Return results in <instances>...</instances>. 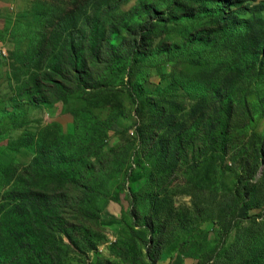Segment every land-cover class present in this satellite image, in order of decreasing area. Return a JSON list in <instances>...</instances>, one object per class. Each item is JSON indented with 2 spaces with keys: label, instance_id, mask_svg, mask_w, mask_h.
Wrapping results in <instances>:
<instances>
[{
  "label": "rangeland",
  "instance_id": "obj_1",
  "mask_svg": "<svg viewBox=\"0 0 264 264\" xmlns=\"http://www.w3.org/2000/svg\"><path fill=\"white\" fill-rule=\"evenodd\" d=\"M171 1L0 0V159L17 168L22 185L48 193L52 212L36 224L33 264H211L220 222L235 214L223 241L228 255L239 256L233 241L241 223L262 219L264 73L231 88L225 150L213 151L223 107L209 95L168 88L174 61L155 51L181 39L182 21L156 27L133 72L127 68L121 78L108 67L130 52L150 14ZM235 1L249 10L245 16L264 15V0H233L232 7L241 6ZM69 10L70 26L81 32L99 14L103 39L98 56L87 53L86 77L66 73L53 87L60 78L44 57L57 19ZM232 81L228 75L223 82ZM84 105L102 120L114 117L106 134L81 152L70 176L38 169L27 176L33 153L12 141L24 129L41 135L67 125ZM211 154L213 167L203 168ZM4 247L0 264H29L25 251Z\"/></svg>",
  "mask_w": 264,
  "mask_h": 264
},
{
  "label": "trees",
  "instance_id": "obj_2",
  "mask_svg": "<svg viewBox=\"0 0 264 264\" xmlns=\"http://www.w3.org/2000/svg\"><path fill=\"white\" fill-rule=\"evenodd\" d=\"M171 2L165 11L150 14L135 37L130 52L126 53L123 60H110L108 67L118 70L121 78L127 68L133 72L132 66H139V62L146 57L142 46L150 37L155 36L156 27L160 26L159 30L163 31L170 22L182 21L185 28L180 29L181 36L178 37L181 39L168 47L158 43L155 51L161 50L165 57L174 61L168 73V88L184 91L189 97L195 93L196 96L209 95L219 101L224 115L219 118L216 138L210 149L224 151L231 114V88L242 83L253 72L264 73V15L250 13L245 16L249 10L238 1L234 3L241 6L232 7L233 0ZM73 13L74 10L63 13L50 33L49 50L44 61L45 67L60 78L52 80L53 87L65 83L66 73L72 72L79 79L86 77L87 56L99 55L103 39L99 14H96L88 29L81 32L70 26ZM228 75L234 82L225 86L223 81ZM65 100L60 97L56 102L62 104ZM114 121L111 115L104 120L100 119L91 106L84 105L73 110L71 123L50 131L47 128L41 135L24 129L11 145L16 149L26 147L33 153L31 162L24 169L27 176L36 169L43 175L70 176L81 152L101 139ZM262 144L264 148V136ZM215 160L216 157L211 154L204 160L203 168H212ZM17 175V168L0 159V186L3 187L0 192V251L4 250V244L17 247L28 254L29 264H33L31 243L35 242L36 224L40 217L49 221L48 216L52 212L48 193L30 184L22 185ZM152 207L153 210L159 209L156 200L152 202ZM261 216L260 221L241 223L233 241L238 247L234 253L239 256L228 255L230 245L223 241L231 218L227 222H220L215 231L219 241L211 264H264V208ZM39 225L43 227L45 224ZM154 263L152 260L151 264Z\"/></svg>",
  "mask_w": 264,
  "mask_h": 264
}]
</instances>
